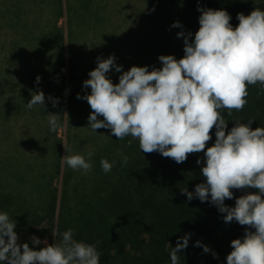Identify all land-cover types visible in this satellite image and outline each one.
I'll use <instances>...</instances> for the list:
<instances>
[{"label": "trees", "instance_id": "obj_1", "mask_svg": "<svg viewBox=\"0 0 264 264\" xmlns=\"http://www.w3.org/2000/svg\"><path fill=\"white\" fill-rule=\"evenodd\" d=\"M35 1L28 0L26 9L13 18L0 13V120L12 126L13 117L30 119L33 123L42 117V128L52 135L47 148L36 149L26 164H21V159L28 156L23 149L28 144L42 147L40 135L27 138L17 153L4 155L0 151V170L4 176L13 173L20 177L35 171L41 176L37 183L30 179L27 184L12 187L0 184V211L16 221L18 243L27 242L39 250L44 244L32 245L33 235L50 243L56 239L59 243L61 234L71 228L73 239L96 246L100 264H171L170 247L176 246L178 237L191 233L187 248L178 253V264H226L230 241L243 236L249 226L235 220L225 223L224 214L216 206L198 198L189 201L180 191L185 187L194 191L195 185L204 181L201 165L196 164L197 158L203 162L204 150L190 153L185 161L177 163L156 151L139 150L138 140L131 136L122 142L114 138L104 142L102 136L93 139L90 136L95 134L88 128L86 140L94 149L91 170L84 174L62 163L60 139L55 137L58 129L49 131L48 113L61 115L62 123L63 117H67L69 130L77 117L80 130L87 127V116L92 109L86 100L77 99V94L90 93V88L84 89L82 83L96 67V58L99 55L106 58L103 50L109 46L107 39L104 43L101 39L105 37L104 29L96 28L99 23L108 22L99 19L103 10L104 16L109 10V0H37V6ZM157 1L162 10V2ZM198 4L226 10L233 27L239 23L237 13L248 15L257 7L264 10V0H170L171 15V7L185 8L177 13L189 17L187 26L184 27L182 16L174 21H179L182 30L191 31L193 36L199 28ZM61 18H65L63 25H59ZM167 24L164 20L163 25ZM177 30L174 27L175 37L165 40L163 55L171 54L179 59L183 51ZM37 76L41 78L39 84L35 82ZM38 89L45 94L44 110L26 108L31 93ZM247 91V103L241 110L233 109L231 115L226 108L219 110L228 122V129L234 121L249 119H254L253 129L264 127V90L257 83L248 85ZM49 96L58 98L55 107ZM214 132L213 127L212 139L206 142V147L214 142ZM123 155L128 156L126 164L122 162ZM84 156L88 158L87 153ZM102 157L115 161L108 173L100 166ZM54 177L61 178L57 185H53ZM36 190L41 191L34 198ZM232 191L233 198L225 199L228 206H234L235 199L244 194L243 189ZM197 240L210 251L203 252L202 247L195 245Z\"/></svg>", "mask_w": 264, "mask_h": 264}, {"label": "clouds", "instance_id": "obj_2", "mask_svg": "<svg viewBox=\"0 0 264 264\" xmlns=\"http://www.w3.org/2000/svg\"><path fill=\"white\" fill-rule=\"evenodd\" d=\"M197 11L199 28L194 36L191 31L176 33L183 37V56L179 59L162 54L158 56L160 67L131 66L122 71L115 54L96 58V67L82 83L90 93L77 94V99L86 100L92 109L83 128L95 133L96 129L106 128L119 140L131 136L138 140L139 150L156 151L177 163L185 161L190 153L204 150L203 162L196 160L204 181L196 184L194 191L186 187L180 191L189 201L198 198L216 206L224 214L225 223L235 220L249 226L243 236L230 241L226 264H264V127L253 129L254 119H249L234 121L228 129L219 111L226 108L231 115L233 109L241 110L247 103L248 85L259 83L264 90V10L257 7L248 15L237 13L239 23L235 27L224 9L198 4ZM170 27L183 29L179 21ZM110 69L120 73L118 83L107 75ZM40 79L37 76L35 82L39 84ZM49 99L55 107L58 98ZM44 102L45 94L38 89L25 106L44 110ZM60 117L48 113L50 132L61 127ZM213 127L215 140L206 147ZM64 148L66 154L60 158L63 164L84 174L91 170L94 149L88 150L86 158ZM127 161L128 156L123 155L122 162ZM114 163L100 159L105 173ZM249 188L256 191L250 192ZM232 189H243L244 194L235 199L234 206H228L225 199L233 198ZM15 228L16 221L0 211V264H100L96 246L73 239L71 228L61 234L59 243L55 239L48 244L47 239L33 235L32 245H45L39 250L27 242L18 243ZM51 232L56 238L55 230ZM190 236L185 233L177 238L175 247H170L171 264H178V253L187 248ZM195 245L205 253L210 251L199 240Z\"/></svg>", "mask_w": 264, "mask_h": 264}, {"label": "rangeland", "instance_id": "obj_3", "mask_svg": "<svg viewBox=\"0 0 264 264\" xmlns=\"http://www.w3.org/2000/svg\"><path fill=\"white\" fill-rule=\"evenodd\" d=\"M18 1L19 0H0V13L2 12L6 18H13L14 14H19L21 11H24L26 6H28V0H25L24 3L19 2V4ZM161 2L162 10L159 8L157 0H109L108 7L110 8L107 10L105 16L103 10V14L99 20L105 18V20H108V22L99 23L96 28L97 31L100 28L104 29L105 37L103 36L101 39H104L103 43L107 39L109 46V49L107 48V50H103V54L106 58L109 54H115V62L118 65L123 66L122 71L128 70L131 66H161L158 56L162 55L164 49H166L165 40L169 39V37L171 38L172 35L175 37L174 27L170 26L173 24L174 19L182 16V14L177 13V11L181 10L184 12L185 10V8H180L177 10L176 8L171 7L173 9L171 10L173 15H171L169 5L170 0H160V4ZM35 4L36 6L38 5L37 0L35 1ZM188 18L184 15L181 17V19H183L184 27L187 26ZM64 20L65 18H61L59 20V25H63ZM164 20L168 22L166 26L163 25ZM3 26H1V28ZM181 30V28H178L177 32ZM185 33L187 32L185 31ZM178 38L180 43H182L181 50L183 51V37ZM170 41L172 42V39ZM99 46H102L101 41H99ZM99 57L103 58L102 55H99ZM150 70L151 67H149V71ZM107 75L111 78L113 83L119 82L118 77L120 73L110 69ZM63 118V123L56 131L55 136L61 140H59L61 155L64 156L66 154L64 146L71 148L72 151L75 150V153H80L81 155L86 154L87 150L90 148L93 149L92 143L86 140V135L89 134L90 131L88 128L83 127L80 130L79 120L77 119L78 117L72 121L73 124H75L74 127L77 125V128L74 129L73 127L71 130L68 128L67 117ZM102 118V116H98V119ZM11 124L12 126H9L8 123L4 124L0 120V151H2L1 153L4 155H12L13 153L19 152V145L26 142V139L30 136L32 137V135L36 136V138H38L37 135H40V138H43L42 143L44 144L41 145L42 147L32 144H28L24 147L23 152H26L28 156L26 158L22 156V158L25 159H21L23 160V163L21 164H26L25 162L29 161V157L31 158L36 154V149L39 151L42 148L45 149L47 148L49 142L52 141V135L45 132L42 128V117H38L37 120H34V123L30 119L13 117ZM92 133L95 135L90 136L91 138L94 139L96 136H102L103 139L105 138L104 142H107L111 138H114L115 141L117 140L120 142L126 141L127 139L124 137L123 139L119 140V138L111 134L110 130L106 128L96 129L97 134L95 132ZM29 139H27V141ZM38 173L39 172L37 171L33 173L29 172L26 175H20V177L18 174L13 173L4 176L0 170V184L3 182V184H8L9 187H12V185L15 184H27L31 182L30 179H34V181L37 183L41 178ZM36 175L37 177H35ZM1 176L4 178H1ZM60 179V177L59 179L54 177L52 180L53 185H57V181H60ZM43 181L44 179L41 182L42 184ZM39 191L37 192L36 190V192L33 193L34 198L37 196L39 197ZM47 242L48 244H53L49 241Z\"/></svg>", "mask_w": 264, "mask_h": 264}]
</instances>
